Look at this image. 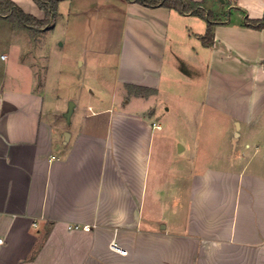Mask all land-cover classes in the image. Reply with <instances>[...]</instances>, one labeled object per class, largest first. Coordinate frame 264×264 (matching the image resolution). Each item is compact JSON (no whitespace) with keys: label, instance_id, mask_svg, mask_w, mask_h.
Returning a JSON list of instances; mask_svg holds the SVG:
<instances>
[{"label":"crops","instance_id":"crops-1","mask_svg":"<svg viewBox=\"0 0 264 264\" xmlns=\"http://www.w3.org/2000/svg\"><path fill=\"white\" fill-rule=\"evenodd\" d=\"M8 1L44 17L32 0ZM108 1L58 5L123 12L119 41L110 34L83 49L86 66L106 55L114 70L112 84L94 85L96 72L88 78L89 95L99 97L88 107L94 119L68 127L69 104L48 96L46 56L40 84L30 60L0 71V264H264V29L243 26L264 17V0H205L207 9L229 13L212 47L199 39L206 23L198 17ZM200 68L204 104L238 124L225 147L182 144L167 120H154L153 99ZM231 77L246 85L229 90ZM119 96L127 108L116 112Z\"/></svg>","mask_w":264,"mask_h":264},{"label":"rangeland","instance_id":"rangeland-1","mask_svg":"<svg viewBox=\"0 0 264 264\" xmlns=\"http://www.w3.org/2000/svg\"><path fill=\"white\" fill-rule=\"evenodd\" d=\"M91 2H89L91 6L93 3L97 5L96 1ZM108 2L110 4L112 1L109 0ZM91 6L86 7L80 5L79 2L61 4L53 24L36 35L22 29L14 21L8 19L5 21L0 20V56H5V59H0V71L7 66L11 67L18 59L30 60L37 67L38 83L40 84L44 68L43 57L46 56V64L49 65L47 76L48 89H50L49 99L51 102L53 100L55 102L56 97V104L64 109L67 108L69 103L74 104L68 127L75 121H78L77 125H79V122L94 119L90 115L93 109H88V107L99 97L89 95L87 87L90 80L88 78H92L96 72L98 79L94 85L99 83L105 86L107 85L105 82L112 84L110 79L114 76L112 74V71L114 73L112 61L110 62L106 55L94 54L90 60L92 65L86 66L85 62H87L89 57H87L83 49L89 46L88 42L92 39L106 40L110 34L114 36L116 41H119L121 34L116 30V27H120L122 24L123 12L119 11L118 6H116L118 11L115 9L114 16L110 17L105 13V9H101V6L99 9H91ZM225 15H228V13L221 15V17L228 18ZM235 15L234 10L230 17L234 19ZM108 21L115 28L112 32L108 31L109 33L105 28V24ZM198 23L204 25L202 20H199ZM14 28L16 30L10 32V29ZM29 35L32 37L27 39L30 37ZM26 40L30 41L31 47L33 45L31 50L26 47ZM12 44L20 47V51L15 53L11 49ZM98 50L101 53H106L107 51L105 47H99ZM82 63L83 66H81ZM204 71L205 68H200L199 74L197 73L198 75L194 79L187 78L188 80L185 81L178 79L176 92H166L164 93L165 96L154 98L152 106H158L154 120L158 122H162L164 119L167 120V130H165L168 133L173 132V130L176 131L178 142L182 144L189 145L193 140L200 139L212 141L211 145L218 143L220 147H223V140L227 136L232 135L231 132L235 130L236 126L231 124L227 116L222 113L213 111V115L211 108L204 104ZM193 76L194 74L191 73L190 77L193 78ZM231 78L233 80L228 79L231 82L226 81L225 83L228 88L230 85L237 88L246 85L244 83L247 79ZM81 79H83L82 89L79 88ZM100 98L105 100L107 96H101ZM122 98V96L118 98V101L120 100L119 103L121 102L122 105L116 106V112L127 108L124 107L125 104L122 102ZM166 106L169 108L168 111L165 110ZM229 130H231L230 134ZM240 132L242 134L241 137L245 138L244 131L241 130ZM233 141L240 143L239 138H233ZM239 146H241V143Z\"/></svg>","mask_w":264,"mask_h":264},{"label":"trees","instance_id":"trees-1","mask_svg":"<svg viewBox=\"0 0 264 264\" xmlns=\"http://www.w3.org/2000/svg\"><path fill=\"white\" fill-rule=\"evenodd\" d=\"M33 3L44 13V17L39 20L35 17L25 14L14 3L8 0H0V18L14 21L20 27L27 29L33 35L39 34L44 28L51 26L58 12V5L66 0H32ZM131 3H137L147 8H166L174 10L181 15H190L198 17L205 21L206 31L199 39L203 46L212 47L214 44V28L217 25L226 23L227 18L222 14L214 12L205 7V0L194 2L191 0H126ZM229 17L228 15H225ZM244 27L262 30L264 29V17L250 20L245 18Z\"/></svg>","mask_w":264,"mask_h":264},{"label":"built area","instance_id":"built-area-1","mask_svg":"<svg viewBox=\"0 0 264 264\" xmlns=\"http://www.w3.org/2000/svg\"><path fill=\"white\" fill-rule=\"evenodd\" d=\"M2 58H4V57H2ZM153 126L154 127H156V128H159V126L156 124V123H153ZM68 229L69 230H78V229H83V230H87V231H89V226H78V225H74V226H72V225H70V226H68ZM4 243V240L2 239V238H0V245H2ZM110 248L112 249V250H114V251H118V252H120V253H125L122 249H120L118 246H117V244L116 243H111V245H110Z\"/></svg>","mask_w":264,"mask_h":264},{"label":"water","instance_id":"water-1","mask_svg":"<svg viewBox=\"0 0 264 264\" xmlns=\"http://www.w3.org/2000/svg\"><path fill=\"white\" fill-rule=\"evenodd\" d=\"M72 107H73V103H69V106H68V111L66 113V118L68 119L70 114H71V111H72ZM236 128H238V124L236 123ZM65 137H67V135H65Z\"/></svg>","mask_w":264,"mask_h":264}]
</instances>
